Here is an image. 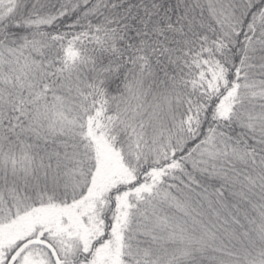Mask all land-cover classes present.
Segmentation results:
<instances>
[{
  "label": "snow or ice",
  "instance_id": "1",
  "mask_svg": "<svg viewBox=\"0 0 264 264\" xmlns=\"http://www.w3.org/2000/svg\"><path fill=\"white\" fill-rule=\"evenodd\" d=\"M0 264H264V0H0Z\"/></svg>",
  "mask_w": 264,
  "mask_h": 264
}]
</instances>
